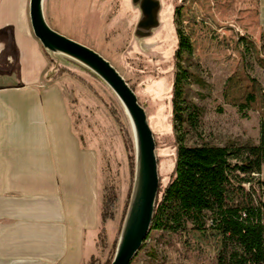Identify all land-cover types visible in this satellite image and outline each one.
<instances>
[{"label": "rangeland", "instance_id": "1", "mask_svg": "<svg viewBox=\"0 0 264 264\" xmlns=\"http://www.w3.org/2000/svg\"><path fill=\"white\" fill-rule=\"evenodd\" d=\"M23 1L26 31L34 38L28 17L29 0H9L10 7L3 8L0 16L4 21L16 22ZM144 1L44 0L43 14L52 30L99 54L133 90L146 113L155 142L159 181L165 185L175 161L177 135L182 136V143L186 145L258 142L260 113L254 110L246 111L245 115L239 113L236 107L225 102L223 93L226 80L242 70L258 81L264 91V71L252 57H247L246 66H242L244 49L240 42L245 38L258 47L261 45L264 0H188L176 17L175 0H148L156 4L150 16L142 10ZM6 28L0 26V38ZM177 29L190 45V51L183 52L182 58L175 57ZM47 59L46 75L55 70L56 62L68 69L50 81L63 85L77 132H86L90 140L97 137L102 140V135L106 136V143H101L103 187L115 189L108 179L111 172L116 173V166L121 179L122 158L117 155V138L124 147L127 191L115 238L106 239L105 235L103 247L97 239L93 258L85 263L105 264L113 259L112 251L114 255L129 203L127 196L132 188L134 144L131 127L120 102L102 80L60 58L55 62ZM177 70L192 73L201 82L198 85L188 79L184 83V98L200 108L197 125L192 129H176L172 120L171 95ZM15 79L13 71L0 73V82ZM123 132L128 138V148L124 145ZM129 156H133V175ZM262 171L264 173V164ZM111 224L108 225L109 236ZM130 264H220V235L214 231L190 229L176 234L155 231Z\"/></svg>", "mask_w": 264, "mask_h": 264}, {"label": "crops", "instance_id": "2", "mask_svg": "<svg viewBox=\"0 0 264 264\" xmlns=\"http://www.w3.org/2000/svg\"><path fill=\"white\" fill-rule=\"evenodd\" d=\"M8 1L0 0V13ZM22 3L16 22L0 16L7 27L0 73L16 75L0 82V264H85L101 229L115 238L127 191L124 147L117 138L121 179L118 166L108 179L117 203L114 218L102 222L106 136L90 140L75 129L63 85L45 79L48 59L26 31Z\"/></svg>", "mask_w": 264, "mask_h": 264}, {"label": "trees", "instance_id": "3", "mask_svg": "<svg viewBox=\"0 0 264 264\" xmlns=\"http://www.w3.org/2000/svg\"><path fill=\"white\" fill-rule=\"evenodd\" d=\"M175 1L176 17L188 0ZM176 35L178 49L175 57L182 58L183 52L190 51V45L180 30H176ZM240 42L244 49L242 66H246L247 57H252L264 71V36L259 47L245 38H241ZM45 54L50 62L60 58L97 78L68 58ZM55 65V70L46 75V79L52 80L68 70L60 62ZM188 79L201 85L196 75L185 70L175 71L171 107L174 127L179 130L181 127L194 128L200 116V108L184 98V83ZM223 96L227 104L236 107L243 115L248 110L260 113L258 142L186 145L182 143V136L177 135L174 165L167 183L159 184L154 214L144 244L155 231L171 234L187 229L214 231L220 235V264H264V178H261L264 164V91L258 81L242 70L226 80ZM111 113L121 127L114 112ZM122 137L125 148H128L125 132ZM128 162L133 175V156L128 157ZM129 194L130 191L127 200ZM116 201L115 189L104 186L102 222L114 218ZM97 239L103 247L104 229L99 231ZM110 262L111 259H108L105 264Z\"/></svg>", "mask_w": 264, "mask_h": 264}, {"label": "water", "instance_id": "4", "mask_svg": "<svg viewBox=\"0 0 264 264\" xmlns=\"http://www.w3.org/2000/svg\"><path fill=\"white\" fill-rule=\"evenodd\" d=\"M43 1L29 0L28 3V17L34 38L45 52L68 58L102 80L120 102L131 127L134 144L133 182L110 263L130 264L147 238L160 184L153 134L143 107L126 81L99 54L52 30L43 14ZM155 6L145 0L142 10L150 16Z\"/></svg>", "mask_w": 264, "mask_h": 264}]
</instances>
